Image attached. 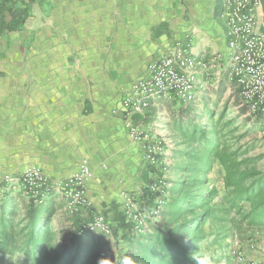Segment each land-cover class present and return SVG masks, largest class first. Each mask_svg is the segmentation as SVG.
<instances>
[{
  "label": "crops",
  "instance_id": "0c3cea01",
  "mask_svg": "<svg viewBox=\"0 0 264 264\" xmlns=\"http://www.w3.org/2000/svg\"><path fill=\"white\" fill-rule=\"evenodd\" d=\"M223 10L224 0H52L51 9L33 5L22 28H0V205L6 194L29 203L3 178L35 165L53 186L48 202L60 206L56 229L67 227L58 186L87 159L93 175L86 186L95 211L110 220L117 212L124 216L122 194L145 190L152 171L156 175L162 167L148 161L144 142L129 138L122 102L148 65L170 53L187 31L192 40L185 45H192L199 61L226 57ZM259 21L264 25V0ZM184 108L178 101L154 100L133 118L166 140L162 165L180 175L174 168L185 146L175 125ZM17 212L24 213L23 203ZM232 232L236 243L251 238L252 246L240 243L247 260L264 264V226L244 224ZM21 257L2 264H25Z\"/></svg>",
  "mask_w": 264,
  "mask_h": 264
},
{
  "label": "trees",
  "instance_id": "16d2710c",
  "mask_svg": "<svg viewBox=\"0 0 264 264\" xmlns=\"http://www.w3.org/2000/svg\"><path fill=\"white\" fill-rule=\"evenodd\" d=\"M51 9L52 0H0V28H22L31 16L33 5ZM10 17L11 20H6ZM222 85L218 95L226 89ZM204 97V108L196 103H186L181 110L175 132L186 148L174 168L181 172L180 180L171 181L170 199L167 201L162 224L146 235H136L121 212L115 215L113 235L122 232L127 243L117 259L131 252L140 264H198L202 259L201 243L207 237L204 225L212 221L223 229L232 231L246 224L249 227L264 226V171L256 168V159L233 151L221 139L219 123L223 113L214 122L215 111ZM208 117L207 124L197 119ZM219 162L224 168L225 192L217 198V188L212 186L209 174ZM146 197V196H144ZM24 213L19 215V204ZM250 208L246 209L245 204ZM56 202L28 204L21 198L6 194L0 205V264L7 257L21 254L25 264H113L108 241L101 233L89 231L83 226L92 220L91 213L70 215L63 213L67 227L56 229ZM233 215V216H232ZM208 264H220L211 261Z\"/></svg>",
  "mask_w": 264,
  "mask_h": 264
},
{
  "label": "built area",
  "instance_id": "2783aa9c",
  "mask_svg": "<svg viewBox=\"0 0 264 264\" xmlns=\"http://www.w3.org/2000/svg\"><path fill=\"white\" fill-rule=\"evenodd\" d=\"M261 0H224L222 19L227 29L228 55L210 57L208 64H202L191 54V47L176 44L168 53L151 62L147 74L132 84L122 102L124 124L129 138L146 144V157L154 166L162 167V156L166 140L153 137L133 118L143 115L154 100L169 99L182 104L194 102L198 90L199 68L209 72L210 68L227 69L228 77L238 88L241 103L254 118L264 115V25L259 21ZM161 175L155 178L139 196L123 193L124 217L136 235H146L150 225L157 226L169 200L168 180L162 167ZM93 172L87 159L80 162L77 170L58 186L70 215L91 213L92 220L83 226L106 237L113 236L111 220L94 209V203L87 190V181ZM4 185L34 204H43L50 196L53 186L43 171L28 166L20 176L6 175ZM217 188V198L225 192L224 183ZM146 196V197H144ZM220 264H263L247 257L240 243L229 246L219 258Z\"/></svg>",
  "mask_w": 264,
  "mask_h": 264
},
{
  "label": "rangeland",
  "instance_id": "374dc122",
  "mask_svg": "<svg viewBox=\"0 0 264 264\" xmlns=\"http://www.w3.org/2000/svg\"><path fill=\"white\" fill-rule=\"evenodd\" d=\"M187 32L185 33V36H183V39L175 41V43L186 46L185 44H188L187 41L191 42L192 38L190 36H187ZM201 62L202 64H208L209 61ZM216 70V68H213L211 71L206 73L205 71H203L202 67L199 68V83L202 85V87L197 91L198 94L195 100L197 108L203 109L204 104L202 102V99L204 97H208L210 99L209 106H211V108L215 111V123L223 113L224 118L219 123L218 129L221 130L220 134L224 145L228 146L230 150L239 151L242 153L246 149L250 150L246 156L255 158L257 161L256 168L260 171H264V115L258 116L257 118L250 116L246 108L242 106L238 88L235 83L231 82V80L229 79L227 69H223L221 74H218ZM222 85H226L227 87L225 91H223L219 96L217 92L220 91ZM196 121L201 122V124H207L208 117L205 116L203 117V119H197ZM184 149L185 147L182 148V150ZM166 151L167 148L165 149V152L161 157L162 162H164L163 158L166 156ZM167 162L169 164L167 166H173V162L168 160ZM164 164L166 163L164 162ZM216 165L217 162L215 163L214 169L209 174V179L212 186L221 188L223 183L224 170L222 166L218 165L216 167ZM162 167L165 166L163 165ZM162 170L163 168L160 169L159 173L157 171L156 175L153 173V170L152 176L148 178L145 185L150 184L155 178L161 175L160 173ZM165 175L168 180V193L170 196L171 193L169 190L172 186L170 182L180 180L182 176L178 173L171 172L169 167L168 172H166ZM139 194L140 193H136V196H139ZM62 200L64 201L63 197L61 196L60 201ZM245 208H250L249 203L245 204ZM162 218L163 216L161 217V219H159V223H157V225L162 224ZM111 222L113 224V229H115L117 226L116 223H114L115 220H111ZM217 225H214L212 221H209L203 227L204 231H206L207 237L201 243L200 255L202 256V259L206 261V264H208L212 260L220 262L219 258L221 257V255L227 252L229 246L236 244L235 234H232V231L223 229L221 228L222 226L219 227ZM154 227L155 226L150 225V231H152ZM242 227L243 225L238 226V228L240 229H242ZM235 230L238 229L234 228L233 231ZM122 236L123 233L119 231V233H117V236L113 235L112 237H105L109 242L108 249L110 250V254L113 255L114 258H117L119 254L122 253V250L127 246V243L124 241V239H122ZM109 239H111L112 242ZM239 241L241 244L246 241L250 246L254 244V242L251 241V238L239 239ZM21 258L24 259L23 256ZM15 260H18L19 262L21 261V259H18V257H16Z\"/></svg>",
  "mask_w": 264,
  "mask_h": 264
},
{
  "label": "clouds",
  "instance_id": "9594fccd",
  "mask_svg": "<svg viewBox=\"0 0 264 264\" xmlns=\"http://www.w3.org/2000/svg\"><path fill=\"white\" fill-rule=\"evenodd\" d=\"M109 240L112 242L111 239ZM195 259L197 260L198 264H206V261L203 259ZM105 260L109 259H102L99 264H104ZM111 261L113 264H140V260L131 252V250L125 252L119 259L115 258L114 261Z\"/></svg>",
  "mask_w": 264,
  "mask_h": 264
}]
</instances>
